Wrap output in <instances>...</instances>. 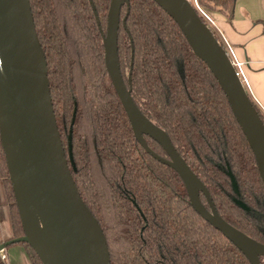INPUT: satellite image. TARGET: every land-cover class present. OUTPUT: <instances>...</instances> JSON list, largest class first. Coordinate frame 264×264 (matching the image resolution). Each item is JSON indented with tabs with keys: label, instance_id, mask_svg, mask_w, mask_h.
Segmentation results:
<instances>
[{
	"label": "trees",
	"instance_id": "16d2710c",
	"mask_svg": "<svg viewBox=\"0 0 264 264\" xmlns=\"http://www.w3.org/2000/svg\"><path fill=\"white\" fill-rule=\"evenodd\" d=\"M29 2L69 170L103 230L110 264H252L195 210L180 174L161 160L171 161L165 148L147 134L144 146L135 135L104 64L112 0ZM198 2L230 14L235 4ZM116 56L134 104L167 135L220 216L264 244V228L249 218L256 208L264 211L256 202L259 197L264 203V187L254 156L224 92L177 23L154 0H127L120 8ZM0 178L11 239L22 228L1 143ZM199 198L210 210L203 193ZM13 244L25 248L31 264H44L29 243Z\"/></svg>",
	"mask_w": 264,
	"mask_h": 264
},
{
	"label": "water",
	"instance_id": "95a60500",
	"mask_svg": "<svg viewBox=\"0 0 264 264\" xmlns=\"http://www.w3.org/2000/svg\"><path fill=\"white\" fill-rule=\"evenodd\" d=\"M154 1L177 23L194 54L217 80L251 149L264 187V124L225 50L189 0ZM124 2L127 0H112L102 43L105 68L135 135L147 134L165 148L171 161L161 160L180 174L195 210L252 264H260L264 244L220 216L205 185L167 135L142 115L130 88L124 86L116 56L119 14ZM150 126L162 134L153 132ZM0 143L22 228L21 236L0 243V249L27 242L44 264H110L103 230L84 203L69 170L53 110L47 61L29 0H0ZM200 192L210 210L200 201ZM255 246L261 250L258 255Z\"/></svg>",
	"mask_w": 264,
	"mask_h": 264
},
{
	"label": "crops",
	"instance_id": "0c3cea01",
	"mask_svg": "<svg viewBox=\"0 0 264 264\" xmlns=\"http://www.w3.org/2000/svg\"><path fill=\"white\" fill-rule=\"evenodd\" d=\"M220 8V9H219ZM216 25L233 46L235 54L244 62V72L253 95L264 114V0H235L232 14L218 7ZM0 198V243L12 234L6 205ZM12 264H31L25 248L20 244L5 247Z\"/></svg>",
	"mask_w": 264,
	"mask_h": 264
},
{
	"label": "built area",
	"instance_id": "2783aa9c",
	"mask_svg": "<svg viewBox=\"0 0 264 264\" xmlns=\"http://www.w3.org/2000/svg\"><path fill=\"white\" fill-rule=\"evenodd\" d=\"M191 4L196 8L197 12L199 13V15L206 21V25L210 28L211 31H213L215 33V30L212 28L214 27L218 34H216V37L218 42L221 44V46L223 47V49L225 50L234 70L235 73L237 75V77L239 78L241 84L243 85L245 91L248 93L249 97L251 98V100L260 108V110L262 111V108L260 106V104L253 100V95L251 93L248 81H247V77L245 75L243 66H244V62L240 61L236 54H235V50L233 48V46L227 41V39L224 37V35L221 33V31L219 30V28L217 27L216 23L207 15L206 12H204L198 5V3L196 2V0H190ZM5 249H0V259H2L6 264H7V255L4 251Z\"/></svg>",
	"mask_w": 264,
	"mask_h": 264
},
{
	"label": "rangeland",
	"instance_id": "374dc122",
	"mask_svg": "<svg viewBox=\"0 0 264 264\" xmlns=\"http://www.w3.org/2000/svg\"><path fill=\"white\" fill-rule=\"evenodd\" d=\"M190 1V0H189ZM196 2L198 3V5H199V7L204 11V12H206L207 13V15L216 23V21H215V16L217 15V8L219 7L218 5H215V4H213V3H209L210 4V6H213L214 7V11L213 12H210V10H208L207 8H205V7H203L201 4H199V2H198V0H196ZM209 12H208V11ZM214 30H215V33H217L218 34V32H217V30L214 28V27H212ZM212 33L214 34V36L216 37V34L212 31ZM216 38H218V37H216ZM138 135V134H137ZM143 143H145V141H144V139H143V137H142V135H141V138H139ZM219 159H221V157L219 158ZM0 198H1V203H5V205H6V201H5V197H4V192H3V188H2V180H1V178H0ZM256 202H257V204L258 205H264V203L262 204V201H260V199H259V197L256 199ZM4 205V206H5ZM260 205V206H261ZM5 209H6V214L8 215V218H9V211H8V206L6 205V207H5ZM244 213V212H243ZM249 218L255 223V224H258V225H261L263 228H264V211H262L261 209H259V208H256L253 212H251L250 213V215H249ZM250 220V221H251ZM8 262H9V264H12V262H11V258L10 259H8ZM6 264V263H5Z\"/></svg>",
	"mask_w": 264,
	"mask_h": 264
},
{
	"label": "bare ground",
	"instance_id": "6f19581e",
	"mask_svg": "<svg viewBox=\"0 0 264 264\" xmlns=\"http://www.w3.org/2000/svg\"><path fill=\"white\" fill-rule=\"evenodd\" d=\"M151 127V126H150ZM151 130L153 131V132H157V133H159V134H162V132L161 131H158V130H155L154 128H152L151 127ZM141 132H137V136L139 137V138H141V134H140ZM254 248V250H255V255H258L259 254V252L261 251L257 246H255V247H253ZM39 250H41V247L39 248Z\"/></svg>",
	"mask_w": 264,
	"mask_h": 264
}]
</instances>
